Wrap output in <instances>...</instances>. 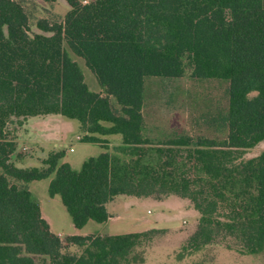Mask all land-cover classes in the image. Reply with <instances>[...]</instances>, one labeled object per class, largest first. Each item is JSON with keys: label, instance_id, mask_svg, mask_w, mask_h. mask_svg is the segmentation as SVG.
<instances>
[{"label": "trees", "instance_id": "obj_1", "mask_svg": "<svg viewBox=\"0 0 264 264\" xmlns=\"http://www.w3.org/2000/svg\"><path fill=\"white\" fill-rule=\"evenodd\" d=\"M66 2L70 10L63 27L30 36L22 7L0 0V264H37L34 256L51 264H136V242L157 231L67 236V243L82 249L63 253L62 240L50 231L26 186L48 177V195L59 196L76 228L88 220L106 221L105 205L116 195L148 197L160 190L190 200L200 215L179 257L199 251L218 230L231 236L241 253L261 249L264 150L246 160L242 152L264 140V0ZM64 43L105 96L88 89ZM185 56L194 77L227 82V108L220 119L226 135L219 141L198 138L193 147L188 136L164 143L187 148L186 171L178 174L171 150H154L165 154L160 165L144 160L148 149L142 146L151 143L142 135V106L145 77H180ZM251 92L256 94L249 97ZM110 97L119 114L112 111ZM44 114L77 120L89 134L86 142L104 144L95 134H120L119 151L129 158L104 151L76 170L59 163L63 151H56L41 168L16 167L8 123L12 117ZM224 206L228 213L221 221Z\"/></svg>", "mask_w": 264, "mask_h": 264}, {"label": "rangeland", "instance_id": "obj_2", "mask_svg": "<svg viewBox=\"0 0 264 264\" xmlns=\"http://www.w3.org/2000/svg\"><path fill=\"white\" fill-rule=\"evenodd\" d=\"M18 3L27 18L28 34H44L50 35L45 28H54L56 25L64 26V17L70 10L66 0H13ZM83 5L93 0H75ZM46 25V26H45ZM44 27V28H40ZM64 48L69 55L77 62L84 76V82L91 91L105 96V92L98 86L93 74L84 65L83 60L74 55L64 43ZM184 71L178 78H161V77H145L144 79V98L142 106V115L144 119L142 135L151 144L142 147L148 149L145 161H150L152 165H160L165 160V154L158 155L154 150L161 148L171 150V154L176 156L175 170L184 173L186 167L182 164L186 163V147L167 146L166 143L170 139H176L182 136H188L192 139L191 147L195 145L198 138H208L221 140L226 135V129L222 126L221 116L226 113L227 108V82L221 79H198L192 75V67L188 62V57L183 60ZM256 92H251L249 97L254 96ZM110 106L114 113H120V107L110 97ZM39 117L44 115H37ZM8 123L7 129L9 138L15 141L17 132L21 131L23 118L12 117ZM79 123V122H78ZM60 129L63 132L70 131L73 123L62 118ZM78 140H84L89 134L85 132L80 124H78ZM74 135V134H73ZM100 139L107 143L105 151L110 154H117L121 157L129 158L127 152L124 154L119 151L122 147L121 137L119 135H98ZM118 136V137H117ZM160 143V144H158ZM74 151L70 153L72 156H82L85 153L95 154L98 147L96 145L79 144L74 141ZM44 149L39 146V150ZM264 150V140L255 146L244 150L242 159H250L259 155ZM38 149L34 146L21 147L16 153L17 157L23 159L36 157ZM120 152V153H119ZM50 153V152H49ZM129 153V152H128ZM73 159H71L72 161ZM188 165V164H187ZM168 170V169H167ZM165 170V171H167ZM193 177L194 172L190 171ZM35 192L38 196L47 195L46 188L43 183H37ZM35 187V186H34ZM45 193V194H43ZM209 190L205 189V194ZM175 194H163L160 190H156L151 196L152 200H167L163 205L162 211L157 209L156 203L150 204L148 207L142 208V214L139 217L140 225L138 232L148 229H157L156 232L150 233L138 240L135 251L137 253L136 264H264V245L258 251L252 254L241 253L236 246L232 237L224 230H218V234L214 235L210 243L201 246L199 251L191 254H183L179 257L180 248L186 239L197 229L199 213L194 209L193 204L186 198L179 197ZM181 198V199H180ZM50 210L57 220L64 211L61 202H50ZM158 205V204H157ZM220 206L222 203L219 204ZM218 210L222 213L221 221H225V214L228 213L227 208L220 207ZM159 213L161 221L157 224L150 222V215ZM216 213H218L216 211ZM172 214V220H168V216ZM147 216L148 218H146ZM171 217V216H170ZM156 225V226H155ZM63 223L59 222V229H62ZM57 226H54L56 228ZM105 236V235H103ZM62 252L79 254L82 248L66 242V238H62ZM73 247L74 250L69 248ZM139 258V260H138ZM37 264H51L47 257L34 256ZM44 259V260H43ZM142 261V262H140Z\"/></svg>", "mask_w": 264, "mask_h": 264}, {"label": "crops", "instance_id": "obj_3", "mask_svg": "<svg viewBox=\"0 0 264 264\" xmlns=\"http://www.w3.org/2000/svg\"><path fill=\"white\" fill-rule=\"evenodd\" d=\"M96 83L98 84L97 80ZM62 118L71 121L73 123V127L70 128V131L68 132L61 131L60 129L61 127L59 124L60 122L62 123ZM22 120H23L22 129L21 131L16 133L17 134V137L15 138L16 147L13 154L10 157L11 162H13L16 167L41 168L43 167L42 162L44 159H46L49 152L63 151V157L60 159L59 163L66 162L71 166V168L77 170L80 168L81 164L85 159L91 156H97L101 152L105 151V146H106L105 144L107 143L103 144L98 142H86L83 140H78L77 134L79 131L78 130L79 123L75 119H69L60 114H44V116L41 117L37 115L26 116ZM110 135L120 136V134H110ZM74 141L79 144L96 145L98 147V150L97 152H95V154L85 153L82 156H72L69 159L70 153L74 151L73 148ZM102 144L105 146H101ZM24 146L25 148L34 146L36 149H38L39 152L36 154V157H29V158L24 157L23 159L16 158L17 157L16 153H18L21 147ZM39 146H41L44 149L39 150ZM71 159L73 160L71 161ZM49 181H50V177L40 180H33L26 183V186L28 190L39 201L41 217L48 223L50 231L55 235H57L60 239L72 235L85 236L88 234H97L103 236V235H115V234H124L130 232H138L139 230H141L139 226L144 224L139 222L140 221L139 217L143 212L142 208L148 207V205H150L152 202H155L157 209L159 211H162L161 209L163 208L162 204H165V202L167 201V200L150 201L151 199H149L148 197H136L132 195L119 194L114 196V198L111 201L107 202L105 205L106 210L109 214V217L107 218L106 221L97 223L93 220H88L83 227L76 228L72 224L71 219L64 207H63L64 211H61V216L58 220L56 217H54L52 211L50 210V206H51L50 202L52 201L58 203L60 201L59 196L55 195L51 197L47 195L48 197H46L45 195L38 196L36 194L35 188L37 185L35 184H37L38 182L40 184L43 183L47 191ZM159 216L160 214L158 212L154 215H150L151 218L150 222H152L153 224L159 223L161 221ZM145 217L148 218L147 216ZM172 217L173 215L170 214L167 218L170 221L172 220L171 219ZM59 222L63 223L62 229L58 228ZM54 226L57 227L54 228ZM69 249L74 250L73 247H70Z\"/></svg>", "mask_w": 264, "mask_h": 264}]
</instances>
